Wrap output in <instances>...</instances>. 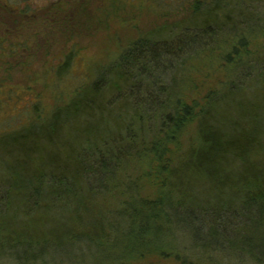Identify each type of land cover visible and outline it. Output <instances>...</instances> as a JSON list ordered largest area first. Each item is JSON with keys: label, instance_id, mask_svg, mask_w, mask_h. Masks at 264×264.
<instances>
[{"label": "trees", "instance_id": "1", "mask_svg": "<svg viewBox=\"0 0 264 264\" xmlns=\"http://www.w3.org/2000/svg\"><path fill=\"white\" fill-rule=\"evenodd\" d=\"M0 4L20 19L16 30L23 21L32 26L59 20V12L37 20L9 0ZM249 6L246 0H212L207 7L197 1L185 20L129 43L49 118L1 132L0 257L23 264L87 242L102 252L96 264L159 245L182 264H193L180 255L176 237L159 240L174 228L189 232L188 250L202 258L247 257L264 264L263 53H257L262 59L253 100L240 86L246 69L201 103L184 101L173 83H164L180 61L214 52L211 44L219 40H230L235 54L246 53L254 29ZM232 12L247 19L230 22ZM7 17L0 20L6 30ZM5 32L0 35L4 51ZM226 59L232 62L230 55ZM193 121L196 135L181 149L177 140ZM149 168L158 189L153 199H142L132 171L143 178ZM93 191L108 197L115 192L121 206L99 212L80 234V199L92 198ZM60 204L74 206L53 214ZM79 257L69 259L80 264Z\"/></svg>", "mask_w": 264, "mask_h": 264}, {"label": "rangeland", "instance_id": "2", "mask_svg": "<svg viewBox=\"0 0 264 264\" xmlns=\"http://www.w3.org/2000/svg\"><path fill=\"white\" fill-rule=\"evenodd\" d=\"M197 1L206 7L212 3V0H9L37 20L59 12L57 23L36 22L26 26L27 23L23 21L20 23L23 26L18 27V30L15 23L20 19L10 11L4 13L0 4V20L2 16H8L10 28L6 30V27H0V35L5 30L8 39L4 44L7 48L5 51L0 46V136L3 131H13L36 120L49 118L78 95L81 87L91 85L97 79L99 69L109 65L129 43L158 26L185 20ZM246 2L250 5L249 11L254 21L250 41L244 50L246 53L242 51L235 54L231 51L230 40L224 44L219 40L215 46L211 44L215 48L214 52L205 50L198 56L189 54L188 59L180 61L167 81H164L165 85L173 83L175 91L184 101L203 102L206 95L223 90L229 78L239 69H246L245 72L249 73L247 79L245 72L242 73L244 82H240V86L248 91L247 99L257 94L255 71L262 59L257 53L262 52L264 57V0ZM230 15V22L236 18L243 24L247 19L237 12ZM249 30V27H245L244 32ZM18 37L29 41L31 45L20 44ZM227 55L231 56L232 62L227 61ZM241 60L244 62L237 64ZM244 63L249 67L242 66ZM195 135L196 124L194 121L188 122L177 140L180 148L185 149ZM173 146V143L169 144V147ZM138 171L134 169L132 175L138 179L136 183L140 198L153 199L158 186L148 176L152 168L141 172L143 178L139 177ZM119 201L115 192L108 197L106 191H93L92 198L80 199V234L86 232L84 229L91 225V220L99 212H106L107 208H120ZM69 206L57 205L56 211L52 213H66L74 205ZM185 231L173 228L167 237L161 234L159 240H174L176 237L178 246L183 247L180 255L188 257L193 264H261L247 257L202 258L189 252L190 235ZM171 235L173 238H169ZM129 252H122L123 257L119 262L105 260L102 264H182L175 259V253L171 254L160 245L140 253ZM101 253L96 246L80 242V245L61 248L56 257L52 252L45 259L23 264H76L69 259L73 254L80 255V264H96ZM0 264L18 263L0 257Z\"/></svg>", "mask_w": 264, "mask_h": 264}]
</instances>
